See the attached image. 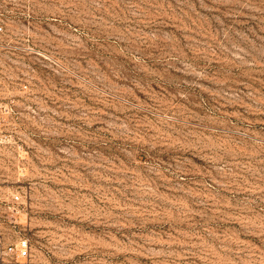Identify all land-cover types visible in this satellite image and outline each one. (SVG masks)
<instances>
[{"label":"rangeland","instance_id":"obj_1","mask_svg":"<svg viewBox=\"0 0 264 264\" xmlns=\"http://www.w3.org/2000/svg\"><path fill=\"white\" fill-rule=\"evenodd\" d=\"M0 27L33 264H264V0H0Z\"/></svg>","mask_w":264,"mask_h":264},{"label":"built area","instance_id":"obj_2","mask_svg":"<svg viewBox=\"0 0 264 264\" xmlns=\"http://www.w3.org/2000/svg\"><path fill=\"white\" fill-rule=\"evenodd\" d=\"M2 29L0 27V31ZM13 111L12 103L0 99L1 136L6 130L5 115ZM22 208L19 192H13L7 197L0 189V264H33L31 239L19 219Z\"/></svg>","mask_w":264,"mask_h":264}]
</instances>
